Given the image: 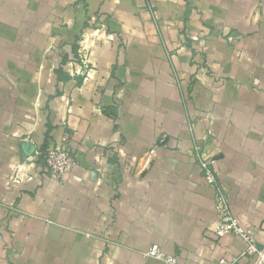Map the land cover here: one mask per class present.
Returning <instances> with one entry per match:
<instances>
[{
    "label": "crops",
    "instance_id": "0c3cea01",
    "mask_svg": "<svg viewBox=\"0 0 264 264\" xmlns=\"http://www.w3.org/2000/svg\"><path fill=\"white\" fill-rule=\"evenodd\" d=\"M197 146L262 245L264 0H0V264L237 257Z\"/></svg>",
    "mask_w": 264,
    "mask_h": 264
},
{
    "label": "built area",
    "instance_id": "2783aa9c",
    "mask_svg": "<svg viewBox=\"0 0 264 264\" xmlns=\"http://www.w3.org/2000/svg\"><path fill=\"white\" fill-rule=\"evenodd\" d=\"M86 48L80 52V62L87 67L88 58ZM45 170L55 178H62L68 173L75 164V157L70 147L69 135L65 136L62 141L49 148L44 154ZM195 158L202 167L206 180L216 185V206L218 224L216 226V235L221 237L228 233H233L242 238L245 242V248L240 254L233 258H220L218 264H239L242 259H247L251 264H264V243L259 245L252 231L245 229L231 207L230 195L228 190L218 181L215 171L212 168V158L206 151L199 146L196 147ZM19 170V169H18ZM145 255L162 260L165 264H183L175 255L167 254L162 251L159 245L153 244L147 250Z\"/></svg>",
    "mask_w": 264,
    "mask_h": 264
}]
</instances>
